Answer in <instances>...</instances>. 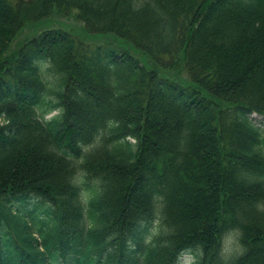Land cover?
I'll return each instance as SVG.
<instances>
[{"label":"trees","instance_id":"trees-1","mask_svg":"<svg viewBox=\"0 0 264 264\" xmlns=\"http://www.w3.org/2000/svg\"><path fill=\"white\" fill-rule=\"evenodd\" d=\"M54 7L115 37L49 27L3 58ZM121 39L166 67L183 50L191 83ZM254 114L264 0H0V264H264Z\"/></svg>","mask_w":264,"mask_h":264},{"label":"rangeland","instance_id":"rangeland-1","mask_svg":"<svg viewBox=\"0 0 264 264\" xmlns=\"http://www.w3.org/2000/svg\"><path fill=\"white\" fill-rule=\"evenodd\" d=\"M49 27L61 28L84 41L93 43L99 40L112 41L113 37H115L112 33L97 34L88 31L85 23L79 17L76 9L54 7L48 16L43 17L39 20L37 19L27 21L18 31L16 36L12 39L3 58L15 57L19 47L24 41H26V39L37 35L44 28ZM121 41V44L124 47L128 48L135 55H138L142 63H144L146 67L154 69L158 75L169 77L182 83H191L183 50H181L177 54H174L172 56L173 62L170 64V66L166 67L158 64L148 54H146L145 52H141L130 42L123 39H121ZM48 116L49 115H47L46 117ZM253 117L258 124H261L264 127V119L261 116L254 114ZM235 248L236 245L234 244V237H227L224 252L226 254H230Z\"/></svg>","mask_w":264,"mask_h":264},{"label":"bare ground","instance_id":"bare-ground-1","mask_svg":"<svg viewBox=\"0 0 264 264\" xmlns=\"http://www.w3.org/2000/svg\"><path fill=\"white\" fill-rule=\"evenodd\" d=\"M11 14V15H10ZM2 19H4V20H8V21H10V22H12V23H14L15 25H17L18 24V21L19 20H17V18H15L13 15H12V13H7V14H5L3 17H2ZM46 29L47 28H44L42 31H44V33H43V37L44 38H48V37H52V38H60V37H63V35H61L59 32H57V31H49L48 29H47V32H45L46 31ZM41 31V32H42ZM33 37H30V38H28V39H26V41H24L23 43H22V45L20 46V47H23L25 44H26V46L23 48L24 50H26L28 47H31V46H35L36 44L33 42ZM11 43V42H10ZM19 47V48H20ZM20 55V54H19ZM121 57H124V55H122Z\"/></svg>","mask_w":264,"mask_h":264}]
</instances>
